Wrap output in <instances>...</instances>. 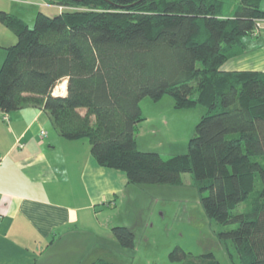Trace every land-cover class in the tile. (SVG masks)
I'll use <instances>...</instances> for the list:
<instances>
[{
  "label": "trees",
  "instance_id": "trees-1",
  "mask_svg": "<svg viewBox=\"0 0 264 264\" xmlns=\"http://www.w3.org/2000/svg\"><path fill=\"white\" fill-rule=\"evenodd\" d=\"M227 1L50 0L66 10L39 12L32 28L0 11L17 38L0 68V110L42 108L62 138L88 139L97 163L123 172L128 185H180L191 174L207 216L235 225L218 237L239 264H264V72L222 70L245 52V37L260 35L264 11L262 0H238L228 14ZM64 81L66 95L55 96ZM164 95L179 109H208L187 153L168 159L136 140L142 100ZM112 234L136 247L132 228L116 225ZM170 258L220 264L211 252L189 257L179 247Z\"/></svg>",
  "mask_w": 264,
  "mask_h": 264
},
{
  "label": "crops",
  "instance_id": "crops-1",
  "mask_svg": "<svg viewBox=\"0 0 264 264\" xmlns=\"http://www.w3.org/2000/svg\"><path fill=\"white\" fill-rule=\"evenodd\" d=\"M12 2L0 0V11L10 13ZM15 42L0 45V68L6 48ZM243 43L245 52L229 59L222 70L264 72V29ZM53 94L65 96L66 91ZM138 133L137 145L146 151L140 129ZM127 186L123 172L97 163L88 139L62 138L42 108L0 110V264H81L86 259L92 264L98 260L89 258L96 240L104 255L112 247L105 235L112 238V212ZM79 238L85 239L81 258L64 263L62 244ZM53 251L57 255L50 258Z\"/></svg>",
  "mask_w": 264,
  "mask_h": 264
},
{
  "label": "rangeland",
  "instance_id": "rangeland-1",
  "mask_svg": "<svg viewBox=\"0 0 264 264\" xmlns=\"http://www.w3.org/2000/svg\"><path fill=\"white\" fill-rule=\"evenodd\" d=\"M8 2H15L14 8L9 9L10 13L24 20L30 28L34 26L39 12L44 11L43 13L54 16L57 10L59 13L66 10L52 4L50 0ZM238 3V0H228L226 12L234 13ZM52 7H56L57 10ZM261 9L264 11V0L261 2ZM258 24L260 32L264 29V20ZM15 40L16 36L0 23V45L3 42L12 44ZM59 86L60 84L57 87ZM59 89L56 88L54 93H61L62 90ZM141 109L143 117L146 118L139 124L141 141L145 144L146 151L158 152L163 159L187 153L188 143L197 123L208 112L201 104L183 109L176 108L170 95H164L158 101L145 98L141 102ZM256 186L260 187L258 181ZM116 204L117 209L112 212L113 217L116 216L114 226L128 225L132 228L136 237V247L123 248L113 234L112 238L108 239L106 233L105 240L107 242L111 240L108 245L113 243L112 247H108V253L104 255V252L98 249L99 242L96 240L94 245L96 250L89 257L92 259L91 262L103 258L117 264H178V261L171 260L170 254L179 247L189 257L211 252L220 264L240 263L231 242H224L218 237L220 231L235 228V225L223 227L207 216L194 178L189 173L182 175L180 185H129L120 193ZM244 205V203L239 205L235 213L243 212ZM84 246L85 239L64 242L62 244L64 263L66 259L74 262L81 258ZM91 246L93 247L92 243ZM57 251L51 252L50 258L56 256ZM66 263L69 264L67 261ZM81 264H87V259Z\"/></svg>",
  "mask_w": 264,
  "mask_h": 264
},
{
  "label": "bare ground",
  "instance_id": "bare-ground-1",
  "mask_svg": "<svg viewBox=\"0 0 264 264\" xmlns=\"http://www.w3.org/2000/svg\"><path fill=\"white\" fill-rule=\"evenodd\" d=\"M57 88H60L59 90H62V92H65L67 90V82L64 81V82L60 83V86Z\"/></svg>",
  "mask_w": 264,
  "mask_h": 264
},
{
  "label": "built area",
  "instance_id": "built-area-1",
  "mask_svg": "<svg viewBox=\"0 0 264 264\" xmlns=\"http://www.w3.org/2000/svg\"><path fill=\"white\" fill-rule=\"evenodd\" d=\"M59 8H63V7H59ZM259 25H260V24H259ZM4 119H5V120H8V116L4 115ZM41 135H42V136H46V135H47L46 131H41Z\"/></svg>",
  "mask_w": 264,
  "mask_h": 264
},
{
  "label": "clouds",
  "instance_id": "clouds-1",
  "mask_svg": "<svg viewBox=\"0 0 264 264\" xmlns=\"http://www.w3.org/2000/svg\"><path fill=\"white\" fill-rule=\"evenodd\" d=\"M57 88V87H56ZM55 92V91H54Z\"/></svg>",
  "mask_w": 264,
  "mask_h": 264
}]
</instances>
